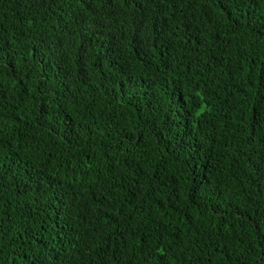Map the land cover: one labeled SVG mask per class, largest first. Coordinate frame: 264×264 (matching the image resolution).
Returning a JSON list of instances; mask_svg holds the SVG:
<instances>
[{"label": "trees", "instance_id": "16d2710c", "mask_svg": "<svg viewBox=\"0 0 264 264\" xmlns=\"http://www.w3.org/2000/svg\"><path fill=\"white\" fill-rule=\"evenodd\" d=\"M0 264H264V0H0Z\"/></svg>", "mask_w": 264, "mask_h": 264}]
</instances>
